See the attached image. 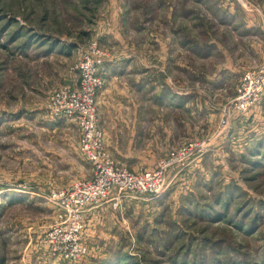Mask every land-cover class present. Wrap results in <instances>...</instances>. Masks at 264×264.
<instances>
[{
	"label": "rangeland",
	"instance_id": "rangeland-1",
	"mask_svg": "<svg viewBox=\"0 0 264 264\" xmlns=\"http://www.w3.org/2000/svg\"><path fill=\"white\" fill-rule=\"evenodd\" d=\"M203 1L0 0V264H264V92L235 108L243 75L264 65L263 4L251 50L231 27L245 14ZM85 57L103 80L100 153L159 178L69 214L53 194L95 184L96 168L78 118L49 106L70 105L60 93L78 90ZM76 213L86 253L60 260L48 234Z\"/></svg>",
	"mask_w": 264,
	"mask_h": 264
},
{
	"label": "built area",
	"instance_id": "built-area-1",
	"mask_svg": "<svg viewBox=\"0 0 264 264\" xmlns=\"http://www.w3.org/2000/svg\"><path fill=\"white\" fill-rule=\"evenodd\" d=\"M88 57H85L83 63H80L78 69L79 82L78 90L73 92L69 97V93L63 90L60 94V99L67 102L65 109L59 108L56 111L51 108L54 106L55 100L50 97L49 114L52 118H73L77 117L79 124L85 132L84 142H86L87 158L95 164V184L89 185L84 190L75 191L74 195L66 196L63 192L53 194L55 201L63 208V201H71L68 213H72V208L78 201L95 198L99 191L105 190V193L111 186H116L120 191L127 189L130 192H146L149 188L154 187L156 180L159 178L158 173L144 174L139 178L131 176L125 169L120 170L116 164L108 158L100 150L103 147V136L95 126V94L102 88L103 80L96 73L95 64ZM239 96L235 99V108L240 111L248 109L252 103L258 101V98L264 92V65L257 70H250L243 75L238 88ZM59 94V95H60ZM91 145V146H90ZM85 191V193H84ZM104 195H107L104 194ZM77 202V203H76ZM113 208H117V201L112 203ZM79 213V212H78ZM80 216L76 213L71 221L60 218V225H54L53 229L48 234V243H50L49 252L53 257L57 256L60 260L76 262L79 257L86 253V248L80 242ZM57 258V259H58Z\"/></svg>",
	"mask_w": 264,
	"mask_h": 264
},
{
	"label": "crops",
	"instance_id": "crops-1",
	"mask_svg": "<svg viewBox=\"0 0 264 264\" xmlns=\"http://www.w3.org/2000/svg\"><path fill=\"white\" fill-rule=\"evenodd\" d=\"M205 1L209 2V1H212V0H204L202 3H204ZM218 1V3L216 5H218V7H209L206 8V12L210 14V12H208L210 9H212L214 12H216L217 14L219 15H227V14H232V16H234L236 13H242V14H245V20L244 22H242V24L238 21H236L235 19V25H231L232 23H228L226 22L225 20H222V16H219V22H220V27L221 26H227L229 27L231 25V27L233 28L232 30H236V37L238 39V41H242L243 44H245L247 41H249L248 43H251L250 44V49L251 50H254L253 49V45H252V40H247V37L249 36H253V24H252V21H253V17H254V12H257L256 10L255 11H252L251 8H253L254 6H256V3L253 2V0H216ZM260 2L263 4L262 6H258L257 7H260L258 9V11H262L264 10V0H260ZM206 7V6H205ZM256 8V7H255ZM205 10V9H204ZM216 14V15H217ZM247 16V18H246ZM217 23V22H216ZM237 23V24H236ZM218 24V23H217ZM218 26V25H217ZM216 26V27H217ZM220 29V28H219ZM231 30V31H232ZM212 42H205V43H202L204 45H206L205 47V50L207 51L209 49V46L208 45H211ZM196 45V48H197V44ZM201 45V44H200ZM198 45V46H200ZM246 45V44H245ZM204 49V48H203ZM225 54L226 52L223 51ZM210 55V53H208ZM208 54L206 56H208ZM205 55V54H204ZM104 132V131H103ZM16 197H19V196H16Z\"/></svg>",
	"mask_w": 264,
	"mask_h": 264
}]
</instances>
